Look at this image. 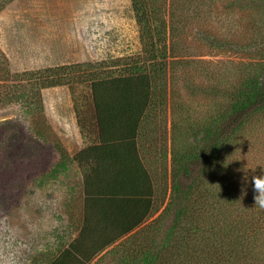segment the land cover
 I'll return each mask as SVG.
<instances>
[{
    "label": "rangeland",
    "instance_id": "1",
    "mask_svg": "<svg viewBox=\"0 0 264 264\" xmlns=\"http://www.w3.org/2000/svg\"><path fill=\"white\" fill-rule=\"evenodd\" d=\"M173 2L176 30L164 53L155 28L152 38L144 36L131 0H0V264H49L76 237L84 170L73 156L95 135L88 78L128 66L155 70L138 138L153 206L130 234L133 243L147 236L155 247L152 228L171 200L178 168L231 111L238 92L264 75V0ZM70 64L79 65L71 84L39 91L27 73ZM222 172L240 184L243 199L256 198L264 110L216 150L199 188L215 187ZM159 223L164 227L166 217ZM128 236L88 264H118Z\"/></svg>",
    "mask_w": 264,
    "mask_h": 264
},
{
    "label": "trees",
    "instance_id": "2",
    "mask_svg": "<svg viewBox=\"0 0 264 264\" xmlns=\"http://www.w3.org/2000/svg\"><path fill=\"white\" fill-rule=\"evenodd\" d=\"M173 1L131 0L144 36L151 37L155 28L164 41V53L168 33L171 40L176 30L178 6ZM77 66L27 73L39 91L71 84ZM88 81L95 135L73 156L84 170L81 224L76 237L49 264H88L128 234L118 264H264V208L255 198L243 199L240 184L223 172L215 187L199 188L216 150L250 116L264 110V75L255 76L238 92L231 111L206 130L199 151L178 168L171 200L152 228L155 247L146 244L147 236L137 244L136 234L130 236L153 206L154 184L138 138L152 103L155 70L128 66L116 75L94 72Z\"/></svg>",
    "mask_w": 264,
    "mask_h": 264
},
{
    "label": "clouds",
    "instance_id": "3",
    "mask_svg": "<svg viewBox=\"0 0 264 264\" xmlns=\"http://www.w3.org/2000/svg\"><path fill=\"white\" fill-rule=\"evenodd\" d=\"M252 182L258 195L256 196V205L264 208V175L253 176Z\"/></svg>",
    "mask_w": 264,
    "mask_h": 264
}]
</instances>
